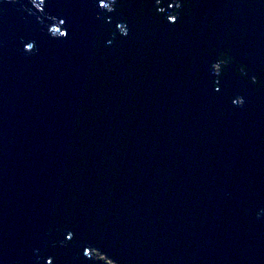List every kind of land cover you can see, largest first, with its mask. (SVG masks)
<instances>
[{"label":"water","instance_id":"95a60500","mask_svg":"<svg viewBox=\"0 0 264 264\" xmlns=\"http://www.w3.org/2000/svg\"><path fill=\"white\" fill-rule=\"evenodd\" d=\"M177 1L0 0V264H264V0Z\"/></svg>","mask_w":264,"mask_h":264},{"label":"rangeland","instance_id":"374dc122","mask_svg":"<svg viewBox=\"0 0 264 264\" xmlns=\"http://www.w3.org/2000/svg\"><path fill=\"white\" fill-rule=\"evenodd\" d=\"M91 258L95 261H99L100 263H106V264H115L114 262H112L110 259H107L105 255H100L97 252H93L92 251V255Z\"/></svg>","mask_w":264,"mask_h":264},{"label":"trees","instance_id":"16d2710c","mask_svg":"<svg viewBox=\"0 0 264 264\" xmlns=\"http://www.w3.org/2000/svg\"><path fill=\"white\" fill-rule=\"evenodd\" d=\"M174 4H177L178 8L177 10L181 9V4H179V2L177 0H174L173 2ZM228 59L225 58H221L217 63H216V67L218 68L219 71H221L223 69V67L227 66L228 64ZM106 264V263H104Z\"/></svg>","mask_w":264,"mask_h":264},{"label":"clouds","instance_id":"9594fccd","mask_svg":"<svg viewBox=\"0 0 264 264\" xmlns=\"http://www.w3.org/2000/svg\"><path fill=\"white\" fill-rule=\"evenodd\" d=\"M91 254H92V252H91Z\"/></svg>","mask_w":264,"mask_h":264}]
</instances>
